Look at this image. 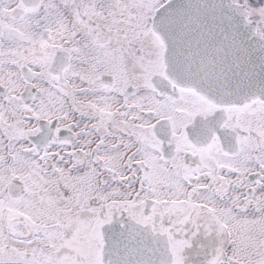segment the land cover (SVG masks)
Segmentation results:
<instances>
[{
	"label": "snow or ice",
	"instance_id": "6c2138e0",
	"mask_svg": "<svg viewBox=\"0 0 264 264\" xmlns=\"http://www.w3.org/2000/svg\"><path fill=\"white\" fill-rule=\"evenodd\" d=\"M0 264H264V0H0Z\"/></svg>",
	"mask_w": 264,
	"mask_h": 264
}]
</instances>
